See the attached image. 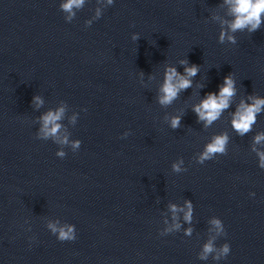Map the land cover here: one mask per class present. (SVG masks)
Wrapping results in <instances>:
<instances>
[{
    "label": "water",
    "instance_id": "95a60500",
    "mask_svg": "<svg viewBox=\"0 0 264 264\" xmlns=\"http://www.w3.org/2000/svg\"><path fill=\"white\" fill-rule=\"evenodd\" d=\"M64 2L0 0V264H264V169L253 151H264L254 144L264 113L244 136L230 124L241 99L264 97V23L220 44L221 21L234 18L224 0H84L71 19ZM181 59L200 72L162 106L165 69L183 74ZM229 73L237 94L205 128L192 108ZM61 107L59 132L43 137L41 118ZM225 132L227 154L196 163ZM50 223L76 239L59 241ZM209 240L228 243V256L200 259Z\"/></svg>",
    "mask_w": 264,
    "mask_h": 264
},
{
    "label": "clouds",
    "instance_id": "9594fccd",
    "mask_svg": "<svg viewBox=\"0 0 264 264\" xmlns=\"http://www.w3.org/2000/svg\"><path fill=\"white\" fill-rule=\"evenodd\" d=\"M109 4L113 3V0H108ZM224 3L229 6V14L234 17L230 22L221 21L222 25L227 23L228 30L223 27L218 35V43L225 44L227 41L229 44L235 45L237 38L235 33L243 32L247 30L249 34L256 32L260 29L262 23H264V0H224ZM84 4V0H65L60 5L63 11L68 12L70 15L68 19H71L75 13L72 12L73 7L81 8ZM100 16V10H96V18ZM87 24H91V21H86ZM232 33V34H229ZM140 39L139 34L132 35L133 41ZM179 64L183 66V74L177 71L175 66H167L164 72L163 83L158 91V103L162 106L171 105L173 101L179 99L180 94L193 86L192 78L197 76L200 72V65L192 64L187 59H181ZM143 76V73H140ZM199 88H203L204 85H197ZM218 91H210L204 94L199 104L193 106L192 111L195 113L197 122H203L205 128L210 127L216 122L223 113L231 107L232 98L237 94L236 80L233 73H229L223 78V82L218 86ZM34 102L37 105L42 103L39 96L33 97ZM247 100L252 103H246L244 99H241L237 105L235 111L231 113V127L240 136H244L252 130V127L257 122V117L261 113H264V97L257 95L247 96ZM64 113V108H59L56 112L49 111L41 119L43 126L40 129V133L43 137L56 136L61 128V125L57 123ZM181 116H173L170 120V127L172 129H178L181 125ZM74 119V117H73ZM125 137L128 136L126 132ZM229 137L227 133H221L214 135L209 143H207L203 151L196 158V163L204 164L205 161L214 159L218 154H227V144ZM264 140V132L258 133L254 137V144H259ZM60 143H67V138L59 141ZM80 141H76L73 147H79ZM253 151H256L259 157V167L264 169V151H259L255 147ZM57 156L63 158L64 153L58 152ZM184 161L181 159L178 163H173L172 168L175 172H180V164ZM187 171V169H184ZM254 195V193H250ZM188 211L185 212L184 219L186 222H191L192 218V203L185 201ZM173 213L177 211L175 205H171ZM183 210V209H181ZM175 218V217H174ZM216 226L218 233L224 232L225 228L221 219H213L211 221ZM48 227L52 233L57 235V239L61 242L74 241L76 235L72 227H68L67 231L64 228L57 229L56 225L49 224ZM179 228V225H175ZM191 233V229L187 230V234ZM217 252L214 257L219 260L221 257L226 258L230 253V245L224 243L219 250L215 249L211 240L203 246V252L200 255V259H207L208 255L213 252Z\"/></svg>",
    "mask_w": 264,
    "mask_h": 264
}]
</instances>
